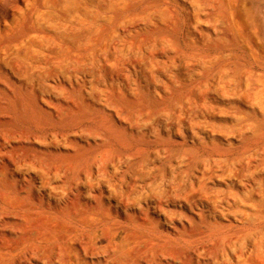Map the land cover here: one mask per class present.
<instances>
[{"label":"rangeland","instance_id":"obj_1","mask_svg":"<svg viewBox=\"0 0 264 264\" xmlns=\"http://www.w3.org/2000/svg\"><path fill=\"white\" fill-rule=\"evenodd\" d=\"M152 1L0 0V226L12 244L97 232L88 264H224L230 240L264 248V76L209 72L188 42L156 54L151 78L110 66L107 37L125 44L153 29L132 24ZM238 11L248 40L231 62L246 70L251 51L264 52V0H239ZM168 86L178 93L162 103ZM172 104L192 105L198 126L173 120ZM4 251L0 264H18Z\"/></svg>","mask_w":264,"mask_h":264},{"label":"bare ground","instance_id":"obj_2","mask_svg":"<svg viewBox=\"0 0 264 264\" xmlns=\"http://www.w3.org/2000/svg\"><path fill=\"white\" fill-rule=\"evenodd\" d=\"M106 1H108V0H106ZM121 1L119 0V2H121ZM238 3H239V0H155V1L153 0L152 2H144L145 7L141 10V12L134 15V20H133L132 24L145 23L146 25L152 26L154 28L151 29L150 31L142 32L140 30L144 29V28L141 27L140 30H136L134 32L135 34L133 35L131 41L128 40V42H126V43L124 42L125 44L117 45L116 41L114 40L115 38L108 39V37H107L105 44H104V48L106 50H108L107 53H109V59L107 61H108L110 66L118 67V69H119L118 71H121L125 66L127 67V65H130V66L132 65L134 67L140 66L143 68V70H142L143 73H150L151 74V76H150V78H151V77H154L153 76L154 67L158 65V63L155 60L156 54H165L167 52H174L176 50L181 49L183 47L184 43L188 42V43L193 44V47H192L193 50H190L191 54L188 56V58L191 60V62H194V64H201V63H205L206 65L209 64V66H208L209 72L212 71V73H213V71H215L219 76L225 75V74H233V76L237 75L238 77L239 76L242 77L244 74H247L250 78L249 80L252 83H256V82L260 81L261 77L264 76L262 74H260V75L257 74V71H256L257 68L260 70H262V69L264 70V52H262V54H260V56H259L258 53L251 51L252 52V56H251L252 62L249 64L250 68L246 69V70L244 69V67H245L244 64H242L238 61L237 62H231V59H233V58H235V60L236 59L240 60L242 58L239 56L241 54L238 55L237 54L238 52L236 53L237 48L234 49V47H238L241 50V47L239 46L240 42H244V41L247 42V40H248L247 31L249 30V26L247 23H244L245 22L244 19H243L244 21H242V19H241L242 17L240 15V12L238 11ZM144 4L139 2L138 5L143 6ZM103 5L104 4L102 3V6ZM118 5L119 4H116V6H114V7L117 8V7H119ZM125 5H127V4L125 3ZM129 5H131V3ZM131 9L132 8L130 7V10ZM261 11H263V9ZM115 17H116V15H115ZM116 18H118V17H116ZM99 22H101V21H99ZM107 24H109V23H107ZM112 24H114V23H112ZM110 26H112V25L110 24ZM99 28H100V26H98V29ZM106 29H108V28L106 27ZM105 30H103V32ZM95 32L96 31H94V33ZM108 33H110V31ZM123 36L124 35H122V37ZM118 37H121V35ZM96 41L98 42V40H96ZM92 44H94V43H92ZM98 44H99V42H98ZM237 50H239V49H237ZM240 50H239V52H240ZM95 52H97V51H95ZM211 52H216V54L212 55L213 53H211ZM205 53H209V54L203 55ZM249 55H251V54H249ZM165 57H166V55H165ZM160 64H162V63H160ZM202 65H204V64H202ZM216 65L217 66L219 65V66L216 67ZM188 67H190V66H188ZM261 81L264 82L263 80H261ZM222 84H224L222 81L218 82V86H217L218 88L216 87V89L221 90L222 92L225 93L226 92L225 91V85H222ZM238 84L240 85L241 83H238ZM256 84H255V86H256ZM150 85H152V84H150ZM253 88H254V86H253ZM177 91L178 90L174 89L173 86H168V89H167L168 96L162 97V103H164L165 101L167 102V100H170L173 97H175L176 93H178ZM230 92H231V90H230ZM238 92H241L243 95L247 94V93H245V89L243 90L242 85L239 87ZM261 93H263V92H261ZM143 96H144V94H143ZM194 97H197V96H194ZM246 98L247 97H245V99ZM127 101H129V100H127ZM199 101H200V99H199ZM158 102L159 101H157V104H158ZM160 105H162V104H160ZM160 105L158 104L157 106H160ZM168 105L169 104H167L166 106H168ZM152 106H150V107H152ZM191 106L192 105L185 106V104H184V106L183 105H179V106L173 105L172 106L173 109L175 108V110H176V107L179 108V110H177V111H179V114L177 115L175 112L172 115H173V120H177L179 122H182V121L187 122L190 129L192 130V129H194V127L198 126L199 123L196 122L192 118V115L190 114ZM157 108L158 107H155V109H157ZM170 108H171V106H170ZM165 109H166V107H165ZM165 109H163V111H165ZM154 112H155V110H154ZM238 157H241V155H239ZM249 169H251V167ZM244 171H245V168L244 167L241 168V172L243 173ZM241 172H240V174H241ZM246 172H249V170H247ZM237 174H239V173H237ZM263 174H264V172H263ZM236 175H235V177L237 178ZM246 178H247V176H246ZM244 180H245V178H244ZM239 181L241 182V180H239ZM262 183L264 184V182H262ZM195 190H194V193H195ZM186 193H188V191ZM190 193L192 194L193 192H190ZM183 196H184V194H183ZM204 196L206 197V195H204ZM256 197H258L257 194H256ZM208 199H210V198L208 197ZM208 199H205V200H208ZM211 199H213V198H211ZM249 199H247V200H249ZM259 199H261V198H259ZM208 201H211V200H208ZM213 202H215V201L213 200ZM254 203L256 204L257 202H254ZM260 212L264 213V210L262 209ZM4 216H5L4 214L0 213V220ZM82 217L83 216H81V219H82ZM79 218H80V214H79ZM254 218L255 217H253V219ZM261 218L264 220V217H261ZM262 219H260V220H262ZM99 220H100V218H99ZM256 220H257V218H256ZM256 220H255V223H256ZM260 220H259V222H260ZM86 221H84V222H86ZM84 222H81V223H84ZM95 223H97V221ZM95 223H92V226ZM49 226L51 227V225H49ZM49 226H47V224H46V227H49ZM60 228H62V227H60ZM60 228H59V230H62L64 227L62 229H60ZM67 228L69 230V227H65V229H67ZM7 230H8V228H6V226H4V225L0 226V243H1L0 249H2L3 251L4 250L7 251V253L4 255L6 257H9V259L15 258L18 256V260L17 259L14 260L13 263L18 262V264H32V261L35 260L39 264L40 263L41 264H88L84 261L85 256H88V258H89V255L93 254L92 251L96 250V248L94 246V241L96 239L97 232L85 234L83 229L73 230V228H72V232L70 233V235H67L64 237L62 236V238L60 237V239L62 240V241H60L61 243H53L54 240L52 238L53 236H50L51 234L44 237V235H42V233L39 232V233H34L37 235V237H33V235L26 233L24 235V237H22L21 239L14 242V244H12L10 241L12 239L9 238L10 239L9 240L7 238V236L5 235V231H7ZM52 231L53 230H51V232ZM33 232H35V231H33ZM48 232L49 231H47V233ZM66 233L68 234L69 231ZM66 233H65V235H66ZM105 233L104 234L102 233L103 236L105 235ZM45 234H46V232H45ZM97 236H99V235H97ZM57 238L59 240L58 236H57ZM97 240H99V239H97ZM259 242H254V244H252L251 246L248 245L250 247L247 248V252L245 253L244 251H242V249H240V247L239 248L237 247L238 241L234 242L233 240L232 241L230 240L228 243H226V248L228 250H232L233 254H232L231 258L229 256H227V261L224 264H264V248H262V246ZM75 246H77V247H75ZM108 246L105 247L104 249H107ZM6 251H4V252H6ZM92 257H94V256H92ZM6 264H8V263H6Z\"/></svg>","mask_w":264,"mask_h":264}]
</instances>
